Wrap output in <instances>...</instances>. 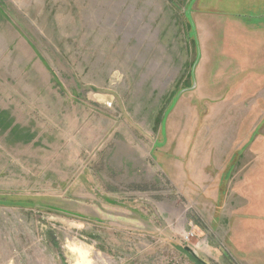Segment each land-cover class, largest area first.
Masks as SVG:
<instances>
[{"label":"rangeland","instance_id":"1","mask_svg":"<svg viewBox=\"0 0 264 264\" xmlns=\"http://www.w3.org/2000/svg\"><path fill=\"white\" fill-rule=\"evenodd\" d=\"M263 74L264 0H0V264H263Z\"/></svg>","mask_w":264,"mask_h":264},{"label":"crops","instance_id":"2","mask_svg":"<svg viewBox=\"0 0 264 264\" xmlns=\"http://www.w3.org/2000/svg\"><path fill=\"white\" fill-rule=\"evenodd\" d=\"M263 76H264V74H263ZM262 99H264V96L262 97ZM236 105H238V103H236ZM233 108H235V106H233L232 108H230L231 109V113H230V115L231 116H233V111L235 110V109H233ZM239 108V107H238ZM244 108H242V110H237V111H235L236 112V115L237 116H241V113H243L244 115H247V113L249 112L248 111V109L246 110V109H244ZM233 125V124H232ZM227 128L228 127H226L225 129H224V131H226L227 130ZM231 133H232V138L234 137L233 135H234V132H235V128L233 127V126H231ZM222 131H223V128H222ZM237 132V131H236ZM231 138V139H232ZM229 140V138L228 139H226V140H223V139H221V141H217L216 143H217V145H219V144H223L222 143V141H228ZM234 142V141H233ZM233 144V143H232ZM256 160V159H255ZM259 160V159H258ZM258 160H256V161H252V160H249V161H247V162H243L244 160L241 158L239 161H238V163H237V165H236V168H235V170H234V172H236L235 174H240V175H238V177H237V179H243V180H246V184H247V181L248 180H251L253 177L251 176L252 175V173H254V165L253 164H255V163H258L259 161ZM258 161V162H257ZM243 164V165H242ZM232 179H233V177H232ZM248 205H249V203H248ZM241 226H243V224L242 223H239V226L238 227H240L241 228ZM264 227V226H263ZM239 228V229H240ZM240 238H242L241 236H240ZM239 239V238H238ZM262 260L263 261H261V263L263 262V264H264V247H263V249H262ZM248 258V257H247Z\"/></svg>","mask_w":264,"mask_h":264}]
</instances>
